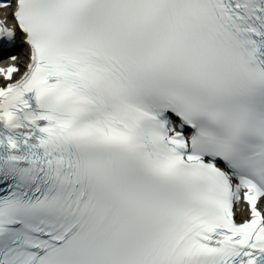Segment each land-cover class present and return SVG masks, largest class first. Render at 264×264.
<instances>
[{
    "label": "bare ground",
    "instance_id": "obj_1",
    "mask_svg": "<svg viewBox=\"0 0 264 264\" xmlns=\"http://www.w3.org/2000/svg\"><path fill=\"white\" fill-rule=\"evenodd\" d=\"M0 16L3 17V18H7L8 19L10 17V13H8V11L6 12L4 10V12L0 13ZM25 59H26V57L23 54H21V56H20L21 62L24 61ZM0 79H1V77H0ZM263 205H264V202H263Z\"/></svg>",
    "mask_w": 264,
    "mask_h": 264
}]
</instances>
